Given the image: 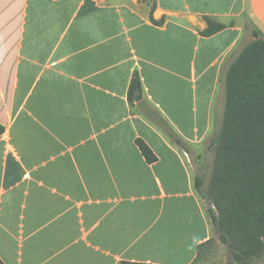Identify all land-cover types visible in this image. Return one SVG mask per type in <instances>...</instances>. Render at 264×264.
Listing matches in <instances>:
<instances>
[{"label": "crops", "instance_id": "crops-1", "mask_svg": "<svg viewBox=\"0 0 264 264\" xmlns=\"http://www.w3.org/2000/svg\"><path fill=\"white\" fill-rule=\"evenodd\" d=\"M246 23L264 36V0H0V264H191L212 225L185 158Z\"/></svg>", "mask_w": 264, "mask_h": 264}, {"label": "trees", "instance_id": "trees-1", "mask_svg": "<svg viewBox=\"0 0 264 264\" xmlns=\"http://www.w3.org/2000/svg\"><path fill=\"white\" fill-rule=\"evenodd\" d=\"M207 22L201 36L211 37L226 29L223 24ZM245 30L253 41L232 54V62L221 77L225 104L221 122L209 142L214 163L206 194L202 192L203 180L195 178L197 192L209 204L211 225L229 248L231 260L227 264H253L264 257V36L249 23ZM141 89L136 74L129 100L140 95ZM145 112L188 152L164 118L147 107ZM4 132L0 124V136ZM136 144L149 164L157 162V156L142 139ZM209 241L199 246L198 254Z\"/></svg>", "mask_w": 264, "mask_h": 264}, {"label": "rangeland", "instance_id": "rangeland-1", "mask_svg": "<svg viewBox=\"0 0 264 264\" xmlns=\"http://www.w3.org/2000/svg\"><path fill=\"white\" fill-rule=\"evenodd\" d=\"M223 103L225 104V100H223ZM224 104H218L219 110H222ZM210 138L205 143L202 153L200 152L199 155L193 156L189 155V159L185 158L188 166L190 167L191 161L197 170V176L203 180L202 192L204 194L207 192L214 163V152L209 149ZM190 171L192 172V170ZM204 202L207 211L209 204L205 200ZM230 260L231 255L228 246L221 243L219 235L212 227V237L210 241L201 247L199 254L191 264H227ZM253 264H264V257L257 259Z\"/></svg>", "mask_w": 264, "mask_h": 264}, {"label": "water", "instance_id": "water-1", "mask_svg": "<svg viewBox=\"0 0 264 264\" xmlns=\"http://www.w3.org/2000/svg\"><path fill=\"white\" fill-rule=\"evenodd\" d=\"M141 100H142V96L139 95V96L137 97V101H141Z\"/></svg>", "mask_w": 264, "mask_h": 264}, {"label": "built area", "instance_id": "built-area-1", "mask_svg": "<svg viewBox=\"0 0 264 264\" xmlns=\"http://www.w3.org/2000/svg\"><path fill=\"white\" fill-rule=\"evenodd\" d=\"M187 156V155H186Z\"/></svg>", "mask_w": 264, "mask_h": 264}]
</instances>
